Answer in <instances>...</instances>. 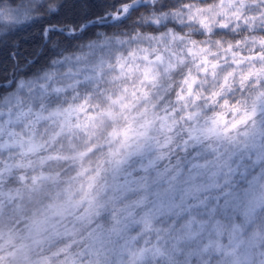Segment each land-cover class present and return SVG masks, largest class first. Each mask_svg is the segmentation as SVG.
<instances>
[{
  "label": "clouds",
  "instance_id": "obj_1",
  "mask_svg": "<svg viewBox=\"0 0 264 264\" xmlns=\"http://www.w3.org/2000/svg\"><path fill=\"white\" fill-rule=\"evenodd\" d=\"M0 264H264V0H0Z\"/></svg>",
  "mask_w": 264,
  "mask_h": 264
}]
</instances>
